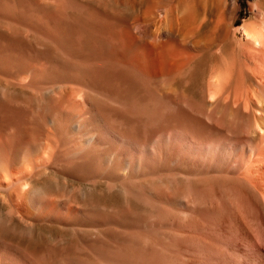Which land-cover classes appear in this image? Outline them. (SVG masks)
Instances as JSON below:
<instances>
[{
	"label": "bare ground",
	"instance_id": "bare-ground-1",
	"mask_svg": "<svg viewBox=\"0 0 264 264\" xmlns=\"http://www.w3.org/2000/svg\"><path fill=\"white\" fill-rule=\"evenodd\" d=\"M100 1L0 0V264H264V0Z\"/></svg>",
	"mask_w": 264,
	"mask_h": 264
},
{
	"label": "rangeland",
	"instance_id": "rangeland-1",
	"mask_svg": "<svg viewBox=\"0 0 264 264\" xmlns=\"http://www.w3.org/2000/svg\"><path fill=\"white\" fill-rule=\"evenodd\" d=\"M253 2V1H255V0H237L236 1V3L233 5L231 2H229L227 5H222L223 3H221L220 1H214L213 3H210V4H207V5H203V4H201V5H198L199 6V9L200 10H203V9H205V10H207V12H208V10H209V14H211L212 16H215V15H217L218 13H220L221 11H227V13L229 14H233V13H236V19H235V23L237 24L238 23V25L239 24H241V23H243V22H250L251 20H252V18H253V10H252V8H251V6H250V2ZM102 2H105L106 3V1L105 0H101L100 1V4H102V7H105V3H102ZM182 2V5H184L185 3L184 2H186V0L184 1V0H182L181 1ZM217 3V4H216ZM104 5V6H103ZM134 5V7H133V9H132V7L130 8V9H128V10H130V11H121V14L119 13V15L118 16H120V17H122V14H123V18H129V19H137V18H146V17H149V18H152V15H147V14H145L144 12H143V10L142 9H139V8H137L138 6V3L136 2L135 4H133ZM219 5V6H218ZM223 7H222V6ZM234 7H233V6ZM203 6V7H202ZM238 6H239V9H238ZM209 7V8H208ZM211 7V8H210ZM137 8V9H136ZM203 8V9H202ZM229 8H230V10H229ZM234 8V9H233ZM237 9V10H236ZM229 10V11H228ZM225 11V12H226ZM234 11V12H233ZM236 11V12H235ZM125 14H124V13ZM127 14V15H126ZM145 14V15H144ZM229 14V15H230ZM124 15H126L125 17H124ZM237 20V21H236ZM206 27H208V25H206ZM213 44H215L214 42L213 43H211L210 45H208V47H212V46H214ZM207 51H208V48L206 47L204 50H203V52H202V54H201V58H200V60H201V62H202V64H207L208 62H209V57H208V53H207ZM206 52V53H205ZM204 54H205V56H204Z\"/></svg>",
	"mask_w": 264,
	"mask_h": 264
}]
</instances>
